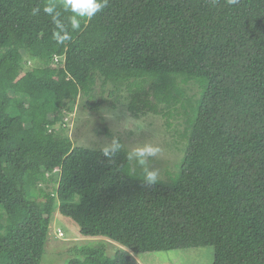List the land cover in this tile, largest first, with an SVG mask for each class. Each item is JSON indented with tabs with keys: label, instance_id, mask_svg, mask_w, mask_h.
Masks as SVG:
<instances>
[{
	"label": "trees",
	"instance_id": "16d2710c",
	"mask_svg": "<svg viewBox=\"0 0 264 264\" xmlns=\"http://www.w3.org/2000/svg\"><path fill=\"white\" fill-rule=\"evenodd\" d=\"M46 2L0 0V264H44L56 201L96 238L63 264L206 246L213 264H264V0H108L78 32L62 12L64 45L30 15ZM79 98L182 117L165 121L179 160L148 186L125 150L73 146L61 121Z\"/></svg>",
	"mask_w": 264,
	"mask_h": 264
},
{
	"label": "rangeland",
	"instance_id": "374dc122",
	"mask_svg": "<svg viewBox=\"0 0 264 264\" xmlns=\"http://www.w3.org/2000/svg\"><path fill=\"white\" fill-rule=\"evenodd\" d=\"M182 87L185 88L187 96L191 97L197 92L196 87L191 89L185 85ZM80 103L82 99L79 98L73 113L65 118L68 121L64 125L61 123L63 128L65 127V134L72 140L73 146L100 147L112 137H118L126 149L142 143L157 144L162 152L158 159L149 161V167L159 169L160 177H164L166 171L171 170L174 163L179 160L180 152L174 147L172 130L167 129L165 125L166 117L147 113L135 118L127 111L125 112L124 107H120L119 111L103 108L88 113V110H83ZM167 121L172 123L171 127H174L182 121V117L177 116L176 119L170 117ZM178 128L182 129V126ZM41 186L46 188L44 184ZM94 239L96 238L80 236L78 221L75 222L74 218L62 213L59 210V201H56L49 238L45 246L46 259L44 254L42 260L45 261L44 264H63L64 260L69 258V252L74 246L87 241L92 243ZM100 241L107 242L105 246L108 255H113L114 247H123L106 239H100ZM213 254V247L206 246L144 252L134 254L133 258L137 264H213Z\"/></svg>",
	"mask_w": 264,
	"mask_h": 264
},
{
	"label": "clouds",
	"instance_id": "9594fccd",
	"mask_svg": "<svg viewBox=\"0 0 264 264\" xmlns=\"http://www.w3.org/2000/svg\"><path fill=\"white\" fill-rule=\"evenodd\" d=\"M239 0H226L228 5H236ZM214 6L217 0H210ZM108 6V0H47L41 7L40 5L33 6L30 9V15L38 16L41 11L51 18L54 25L52 37L58 45H64L73 39L71 32H78L81 30L82 21H90L97 13L101 12ZM58 7L60 10H58ZM68 13L67 21L70 25L71 32L66 28L65 24L60 19L61 14ZM29 62H27L28 64ZM73 113V112H72ZM71 113H66L62 117L61 123H64L66 116ZM100 152L104 157L111 159L118 152L125 150L126 161L129 162V173L134 174L136 168L141 170V178L145 185L151 186L160 181V171L157 168L149 167L151 159H158L162 149L159 145L153 143H142L135 146L125 148V145L118 137H112L110 140L103 143ZM133 161L135 162L133 164Z\"/></svg>",
	"mask_w": 264,
	"mask_h": 264
}]
</instances>
